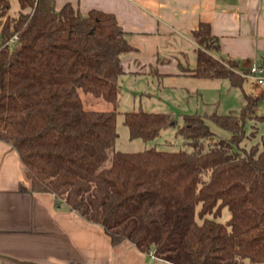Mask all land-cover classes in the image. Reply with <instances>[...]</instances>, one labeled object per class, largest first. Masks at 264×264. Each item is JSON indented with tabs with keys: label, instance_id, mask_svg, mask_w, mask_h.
<instances>
[{
	"label": "trees",
	"instance_id": "1",
	"mask_svg": "<svg viewBox=\"0 0 264 264\" xmlns=\"http://www.w3.org/2000/svg\"><path fill=\"white\" fill-rule=\"evenodd\" d=\"M11 1L0 0V139L17 149L32 189L102 225L114 244L150 240L157 253L174 245L175 264H264V137L242 144L247 120H255L250 136L264 121L258 98L245 93L240 112L185 114L178 133L191 149H115L128 32L100 9L19 0L12 16ZM193 38V76L243 87L247 69L215 55L220 42L209 22ZM80 90L114 108H85ZM124 123L130 138L150 140L177 122L170 112L131 110ZM225 207L231 216L223 222Z\"/></svg>",
	"mask_w": 264,
	"mask_h": 264
},
{
	"label": "crops",
	"instance_id": "2",
	"mask_svg": "<svg viewBox=\"0 0 264 264\" xmlns=\"http://www.w3.org/2000/svg\"><path fill=\"white\" fill-rule=\"evenodd\" d=\"M66 3L83 13L115 14L133 47L121 56L126 75L194 78L193 31L201 21L219 38L216 56L235 59L247 71L264 64V0H55L57 9ZM21 10L12 0L9 13ZM257 93L264 96L263 88ZM160 259L132 241L114 244L102 225L59 203L54 193L33 190L17 149L0 139V264H175Z\"/></svg>",
	"mask_w": 264,
	"mask_h": 264
},
{
	"label": "rangeland",
	"instance_id": "3",
	"mask_svg": "<svg viewBox=\"0 0 264 264\" xmlns=\"http://www.w3.org/2000/svg\"><path fill=\"white\" fill-rule=\"evenodd\" d=\"M213 81L215 80L180 75L123 74L120 78L121 93L117 105L119 111L117 116L118 137L115 149L123 151H140L150 147L161 150L191 149L186 144L185 137L178 133V127L183 124L185 114L240 112L246 103L245 93L249 94L253 100L258 98L255 104V112L259 115L264 114V96L257 93L260 88L264 90V83L253 82L247 77L243 87L231 86L227 79H222L223 84L221 85ZM80 95L87 109L110 110L114 108L112 102L92 93L80 90ZM131 110L170 112L177 123L163 129L153 139H132L130 138L129 128L124 123L125 112ZM254 122V119H249L245 125L247 137L242 144L246 147H250L254 143H261L264 137V121L257 122V133L255 136H250L254 129ZM209 124L219 136H230L227 130L219 127L214 122L209 121ZM230 216L229 208L225 207L218 220L225 222ZM123 225L124 223H120L117 226L118 228L114 230H119ZM123 241L132 240L126 238ZM143 245L151 248V250L155 249L153 242L150 240H145ZM174 253V245H171L169 250L158 252L157 255L159 259L161 258L160 260L166 261Z\"/></svg>",
	"mask_w": 264,
	"mask_h": 264
},
{
	"label": "built area",
	"instance_id": "4",
	"mask_svg": "<svg viewBox=\"0 0 264 264\" xmlns=\"http://www.w3.org/2000/svg\"><path fill=\"white\" fill-rule=\"evenodd\" d=\"M17 39V35H14L12 40ZM248 79L257 82L259 84L264 83V64L263 63H253L248 71L244 74ZM150 256L153 259H159L155 249L149 251Z\"/></svg>",
	"mask_w": 264,
	"mask_h": 264
}]
</instances>
